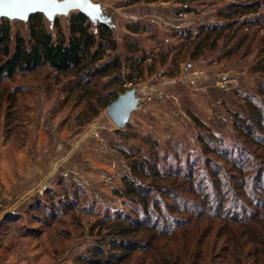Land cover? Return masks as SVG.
I'll return each instance as SVG.
<instances>
[{
	"label": "rangeland",
	"instance_id": "374dc122",
	"mask_svg": "<svg viewBox=\"0 0 264 264\" xmlns=\"http://www.w3.org/2000/svg\"><path fill=\"white\" fill-rule=\"evenodd\" d=\"M94 1L109 16L106 23L117 40L114 54L124 60L130 41L141 46L135 54L144 58L143 74L134 83L140 101L125 126L116 128L105 108L92 117L85 114L87 101L79 99V89H72L75 78L71 74L44 66L3 80L0 173L7 168L12 177L14 159L29 152L34 167L44 174L37 186L12 197L5 195L10 194V185L4 187L7 190L0 188V247L9 246L18 260L25 259L26 252L30 260L42 264H78L75 259L79 253L107 234V215L142 212V206L123 201L114 192L122 187V176L130 173L119 148L148 155L154 149L142 136H152L158 140L163 169L191 168L197 175L195 181L204 180L207 187H213L207 170L215 169L214 188L225 194L195 197L208 191L207 187L197 189L192 182V188L199 192L179 193L190 204L200 203L184 205L183 212L174 211L177 202L163 195L167 205H174L161 209L170 216H187L190 206L207 214L190 222V229L177 236L160 234L153 240L151 251L136 250L120 264H162L158 255L174 262L177 254V264H264V255L253 259L247 254L249 247L264 245V148L245 141L246 167L242 172L214 151L237 154L240 144L248 139L234 127L233 111L244 104L241 97L245 94L264 99V69L255 67L257 60L264 62V0H235L239 4L258 2L256 9L246 12L241 8L229 12L233 0H195L189 11H179L177 0ZM68 18L59 16L65 33ZM135 20L149 30L131 32L126 24ZM51 23L46 19L54 32ZM211 24L230 27L218 28L206 37L201 29ZM11 27L13 32L28 36L27 21L12 20ZM188 30L192 37L184 36ZM108 77L98 78V84ZM111 88L116 90L118 85ZM202 136L211 137L209 148L204 147ZM6 163H10L8 167ZM236 174L243 182L240 186ZM229 187L237 194V205L227 195ZM14 197L17 200L13 201ZM9 200L14 204L6 206ZM221 201V210L232 211L229 216H240L246 210L258 211L259 215L250 221L251 228L226 215L213 216L219 210L209 206L218 207ZM173 222L171 218L165 221ZM242 229L249 243H243L246 234L240 236Z\"/></svg>",
	"mask_w": 264,
	"mask_h": 264
},
{
	"label": "trees",
	"instance_id": "16d2710c",
	"mask_svg": "<svg viewBox=\"0 0 264 264\" xmlns=\"http://www.w3.org/2000/svg\"><path fill=\"white\" fill-rule=\"evenodd\" d=\"M177 1L180 3L179 11H189L193 7L191 1L195 0ZM257 6L258 2L239 4L233 0L228 5V11H237L241 8L240 11L246 12L256 9ZM45 18L41 12L30 14L26 20L28 25L27 37L20 31H12V19L0 18V84L16 73L24 74L44 66L54 69L57 73L71 74L75 78L72 89H79V99L85 98V101H87L86 108L83 110L85 114L91 113L90 117H92L98 113L99 109L105 108L109 101L120 91L124 90L127 83H136L143 74L142 64L144 58L135 54L136 51L141 49L139 43L133 40L130 41L129 54L123 60L118 54L113 53L117 47V40L108 23H93L83 12L73 11L68 18L67 32H64L59 16L49 21L52 22L54 31L52 32L47 27V18ZM126 26L131 32L149 30V26L142 25L137 20L127 23ZM206 27L208 30L203 26L201 33L208 37L209 32L216 31L218 28L225 29L230 27V24H211ZM184 36L192 37L189 30L185 32ZM262 61L257 60L255 67L264 69V62ZM106 76H109L108 79L98 84L97 79ZM113 84L118 85L116 90L111 88ZM262 89L264 94V86ZM14 93V91L11 92L12 95ZM241 98L244 99V104L239 105V110L233 111L235 116L234 127L248 140H244L240 144L236 155L233 151L230 153L222 149L214 150L220 152L222 159L228 162L232 161L239 172H242L246 167L244 164L247 149L245 141L256 143L264 148V99L258 100L257 97L248 94L243 95ZM257 135L258 138H256ZM142 140L149 143L150 147L154 149L148 155L119 148L126 158L130 173L122 176V187L114 189V192L122 197L123 201L125 199L126 201L130 200L142 206V212L134 211V214H129L124 211H117L113 215H107L105 218L107 221L104 222L107 234L102 239L96 240L92 247L79 253L75 259L78 264H120L129 259L136 250L151 251L153 240L160 234L162 236H177L178 232L190 229V222L201 219L207 214L206 210H198L194 206H190V214L187 216H170L169 211L166 214L165 210H161L167 205L166 201L163 200L164 196L177 202L173 206L175 207L174 211L178 212H183L182 207L184 205L199 204L200 202L188 203L187 199L181 197L179 191L191 192L207 186L204 185V180L197 179L195 181L197 175L191 168L188 171L176 168L172 172L169 169H163L160 163L162 159L159 156L158 140L152 136H142ZM201 140H203L205 148L210 147L211 137L205 138L202 136ZM222 153L224 154L222 155ZM249 156H253L252 153H249ZM206 174L213 183V187H207V195H202L197 190L199 193L194 196H200L203 199L211 194L214 195L216 192L223 196L225 193L216 191L217 187L214 188V185L217 186V184L212 180L217 179L218 172L215 169L212 172L207 170ZM236 178L239 186L240 183L243 184L239 180V174H236ZM169 179H173V182H161ZM176 179H181V181L176 182ZM192 182H195L197 189L192 188ZM227 191V195L232 196V203L237 205V194L234 189L229 187ZM74 197L78 196L75 194ZM150 202L151 208H149ZM243 203L246 208V202ZM219 205L215 208L214 204L209 206L213 210H219L213 216L220 215L222 217L226 215L227 218H230L229 220L246 227L251 228L250 221L259 215L258 211L249 213L246 210V213L244 212L240 216L232 213L233 215H230V217L227 214L232 211H229V208L221 210L222 201ZM167 206L173 207L171 204ZM168 218L174 220L171 225L165 223ZM160 220L163 225H159ZM232 233H234L233 230ZM140 234L141 236L138 237ZM245 234L246 230L242 229L240 236ZM243 243H249L247 234ZM258 243L261 244L259 241ZM247 254L252 255L253 259L260 258L259 254L264 255V245L262 248L249 247ZM179 257L180 254H177V259L174 262L168 257L162 260L160 255L157 256V259L162 264H177Z\"/></svg>",
	"mask_w": 264,
	"mask_h": 264
},
{
	"label": "water",
	"instance_id": "95a60500",
	"mask_svg": "<svg viewBox=\"0 0 264 264\" xmlns=\"http://www.w3.org/2000/svg\"><path fill=\"white\" fill-rule=\"evenodd\" d=\"M28 7L30 10L24 11L6 3L0 6V11H3L6 15H0V18L6 17L12 20L26 21L31 13L41 12L48 21H52L56 16L68 17L73 11H81L93 23L109 20V16L102 10L99 2L94 0H55L54 3H37ZM22 16L26 18H21ZM139 101L138 86L133 84L127 86L110 100L105 107V112L116 128H123Z\"/></svg>",
	"mask_w": 264,
	"mask_h": 264
},
{
	"label": "crops",
	"instance_id": "0c3cea01",
	"mask_svg": "<svg viewBox=\"0 0 264 264\" xmlns=\"http://www.w3.org/2000/svg\"><path fill=\"white\" fill-rule=\"evenodd\" d=\"M14 162L15 163L13 164L15 165L14 168H12V177L9 176L11 171H6L7 168L0 173V188L3 187L1 190H7L4 187H8V185H10L12 188L9 195L5 194L6 197H12L19 192L32 189L34 185L37 186L39 183H41L44 174L43 172L41 173L36 167H34V161L31 160L29 152H27L23 157L17 156V158L14 159ZM9 164L10 163H6L7 167ZM14 198L15 199L12 198L13 201L17 200L16 197ZM20 198H22V196ZM13 201L9 200L6 206H8V204L11 202L12 204H14ZM1 213L2 211H0V215ZM24 257L25 259L20 258L18 260L16 256L11 253L9 246H4V248L0 247V264H42L41 262L39 263L38 261L34 262L33 260H30L26 252L24 254Z\"/></svg>",
	"mask_w": 264,
	"mask_h": 264
},
{
	"label": "snow or ice",
	"instance_id": "6c2138e0",
	"mask_svg": "<svg viewBox=\"0 0 264 264\" xmlns=\"http://www.w3.org/2000/svg\"><path fill=\"white\" fill-rule=\"evenodd\" d=\"M55 0H0V6L4 4H9L15 8L23 9L24 11L30 10L29 5L37 4V3H54ZM0 15H6L3 11H0ZM21 18H26L22 16Z\"/></svg>",
	"mask_w": 264,
	"mask_h": 264
}]
</instances>
